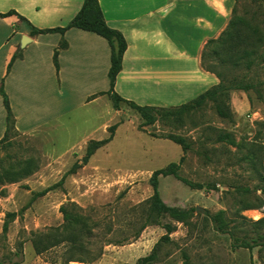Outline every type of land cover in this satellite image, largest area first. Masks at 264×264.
<instances>
[{
    "label": "rangeland",
    "instance_id": "374dc122",
    "mask_svg": "<svg viewBox=\"0 0 264 264\" xmlns=\"http://www.w3.org/2000/svg\"><path fill=\"white\" fill-rule=\"evenodd\" d=\"M254 11L264 31V0L237 1V15L249 19ZM204 51L209 56L204 64L213 63L212 46ZM256 61L248 72L253 88L231 90L221 101L206 100L183 113L163 112L165 117L143 128L144 119L130 105L122 103L119 115L110 108L104 116L108 133L98 136L114 132V138L87 162L90 141L83 149L79 136L84 127L77 128L78 123L67 138L52 129L38 134L10 130L0 139V264L18 259L14 252L24 253L26 245V257L36 260L29 264H59L71 244L45 251L38 263L33 234L71 230L78 236L79 229L81 248L88 252L70 264H135L154 249L152 264H264V245L251 251L234 246V236L250 241L264 232V225L256 223L264 216V44ZM218 103L229 111L227 117L220 115ZM82 118L72 114L64 121ZM152 134L180 135L189 147L184 152L181 145ZM182 156L178 176L160 177L158 187L162 200L178 212L161 215L158 224L149 213L151 176ZM22 167L29 173H19ZM11 172L17 181L11 182ZM221 209L229 222L225 232L213 218ZM164 224L171 225L170 233Z\"/></svg>",
    "mask_w": 264,
    "mask_h": 264
},
{
    "label": "crops",
    "instance_id": "0c3cea01",
    "mask_svg": "<svg viewBox=\"0 0 264 264\" xmlns=\"http://www.w3.org/2000/svg\"><path fill=\"white\" fill-rule=\"evenodd\" d=\"M84 1L0 0V13L15 12L0 17V86L3 83L9 97L16 128L37 134L52 129L67 138L74 135L78 123L77 128L84 127L79 136L83 149L90 140L106 137L98 136L108 133L105 112L110 108L117 115L124 112L114 108L107 93L110 43L79 27L36 33L30 24L40 29L65 27ZM237 1L99 0L107 24L127 41L115 91L142 106L172 107L218 84L219 78L204 69L202 53L207 42L226 29ZM62 41L67 45L59 51L57 70L54 52ZM16 53L20 55L12 62ZM72 114L83 118L65 122ZM6 129L0 95V139ZM75 145L70 148L76 149ZM27 248L16 264L36 261L32 255L26 257ZM41 255L37 254L38 263Z\"/></svg>",
    "mask_w": 264,
    "mask_h": 264
},
{
    "label": "trees",
    "instance_id": "16d2710c",
    "mask_svg": "<svg viewBox=\"0 0 264 264\" xmlns=\"http://www.w3.org/2000/svg\"><path fill=\"white\" fill-rule=\"evenodd\" d=\"M259 1V0H252ZM262 1V0H260ZM15 13L14 11H9L7 13H0V17L8 16L9 14ZM257 12H253L249 19L244 16H240L236 14V10L230 20L227 28L220 34L219 37L210 39L206 47L212 46L213 49V58L214 62L208 65L204 64V59L209 58V56H205V51L202 54V65L204 69L214 73L219 78V83L212 86L208 90L201 93L196 98L183 103L178 106L172 107H157V106H142L134 101L128 100L120 96L114 89V84L117 78L118 73L122 69V61L123 56L127 48V41L123 34L110 27L106 19L104 17L102 8L100 6L99 0H85L81 10L76 14V16L68 23L65 27H57V28H47L40 29L32 24V32L36 33H48L54 31H65L71 27H79L82 29L94 31L102 36H104L110 43L111 46V67L109 71V77L111 81V88L107 91L108 95L112 99L113 106L115 109H120L121 104L125 103L130 105L132 108L136 109L141 117L144 119L142 123L143 126L155 124L159 118L165 117L163 116V112L166 114H175V113H183L189 109H194L201 106L206 100L213 101H221L222 97L228 96L231 90H249L253 88L255 85L254 82L250 81L248 72L252 71L255 67L257 55L259 52V48L264 44V31L259 26V23L256 20ZM20 18L26 20L23 16L20 15ZM67 45L66 41H62L58 48L55 49L54 52V63L59 70V51L62 48H65ZM19 53H16L12 62L19 56ZM11 65V64H10ZM10 67V66H9ZM243 70V74H236L235 71ZM0 95L3 96L4 107L6 109V134L16 128V117L12 110L9 97L5 91L3 83L0 86ZM218 111L222 116H228L230 113L228 110L223 109L218 103ZM116 125L110 126V128H115ZM155 137H163L173 142L181 145L182 150L184 152L187 151L189 144L185 140L184 137L175 134H166V135H156L152 134ZM4 136V137H5ZM3 137V138H4ZM2 138V139H3ZM114 132H110V136L105 139L100 140H90L87 151L86 158L84 161H88L89 158L95 153L96 150L113 140ZM184 156L180 158L178 162L173 161L170 162L167 166L157 169L153 172L151 176V184L153 187V195L148 200L149 205V213H153L158 220V224H160L159 218L161 215L166 213L178 212V209L175 207H171L167 205L161 198L159 193V178L169 175L178 176V171L180 169L181 163L183 162ZM25 172L28 174L29 171L22 167L19 170V173ZM13 175L11 178V182L17 181L18 176ZM261 179L263 185L261 186V191L263 194L262 205H264V174L261 175ZM62 180L52 185L51 187L45 189L41 193L51 190L55 188L58 184H61ZM40 194V193H39ZM15 213H7V216H14ZM225 210L217 211L213 218L217 221V228L220 231H227L229 228V222L225 219ZM68 218V225H71V219L66 214V221ZM256 223L264 225V216L256 221ZM67 224V223H66ZM168 233L172 231V227L170 224L162 225ZM8 229V222L5 221L3 230L6 232ZM83 230L79 229L77 234L78 236L71 230L66 231L64 234L57 233L56 230H51L46 233H34L33 235L36 237L32 238L31 242L34 247V250L37 254H43L45 251L59 245L68 242L71 244V247L67 250L64 261L59 264H70L71 261L77 260L79 258L78 255L82 253L88 252V250L82 249L81 246L83 242L81 241L80 233ZM80 238V240H79ZM259 245H264V232L258 234L256 237H252V240L241 239L237 236H234V246L238 247H246L250 249V251ZM77 246V247H74ZM22 250H18L14 252V256L18 259L10 260L8 264H16L22 259ZM156 251L155 249L148 255L140 257L135 264H152L155 259ZM80 256V255H79Z\"/></svg>",
    "mask_w": 264,
    "mask_h": 264
},
{
    "label": "water",
    "instance_id": "95a60500",
    "mask_svg": "<svg viewBox=\"0 0 264 264\" xmlns=\"http://www.w3.org/2000/svg\"><path fill=\"white\" fill-rule=\"evenodd\" d=\"M197 209H199V210H200V207H197Z\"/></svg>",
    "mask_w": 264,
    "mask_h": 264
}]
</instances>
